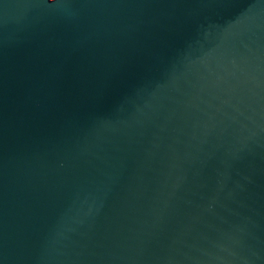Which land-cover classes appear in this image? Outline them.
I'll return each mask as SVG.
<instances>
[{
    "label": "water",
    "instance_id": "obj_1",
    "mask_svg": "<svg viewBox=\"0 0 264 264\" xmlns=\"http://www.w3.org/2000/svg\"><path fill=\"white\" fill-rule=\"evenodd\" d=\"M0 264H264V0H0Z\"/></svg>",
    "mask_w": 264,
    "mask_h": 264
}]
</instances>
